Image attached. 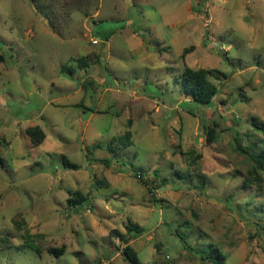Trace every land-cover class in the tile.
Wrapping results in <instances>:
<instances>
[{
	"label": "rangeland",
	"instance_id": "374dc122",
	"mask_svg": "<svg viewBox=\"0 0 264 264\" xmlns=\"http://www.w3.org/2000/svg\"><path fill=\"white\" fill-rule=\"evenodd\" d=\"M0 54V264H131L113 231L140 264H264L235 140L264 147V0H0ZM185 66L217 72L209 105Z\"/></svg>",
	"mask_w": 264,
	"mask_h": 264
},
{
	"label": "trees",
	"instance_id": "16d2710c",
	"mask_svg": "<svg viewBox=\"0 0 264 264\" xmlns=\"http://www.w3.org/2000/svg\"><path fill=\"white\" fill-rule=\"evenodd\" d=\"M187 51L188 49L184 50L183 57H185ZM5 60V55L0 54V65L3 64ZM80 61L82 62L83 60L80 59ZM215 73L217 72L213 69H192L185 66L183 71L179 75V80H177V83L180 84L182 92L184 93V95L190 98V101H193L198 106L209 105L213 101V99L219 94V88L216 86V84L211 81V77H213ZM129 125L131 127V121ZM214 125L215 127H217L218 124L214 123ZM253 128L257 132H260L262 135H264V123H257L255 120L253 122ZM205 131L207 142H212L213 138L217 136L216 129L212 127H206ZM26 132L35 145L42 144L46 138L43 128L39 126L29 127L27 128ZM132 136V131L128 130L123 136L113 138L111 145H113L114 142H120V145L125 149L132 145ZM235 140L236 150L241 155H244V157L247 158L250 163L246 178L243 180L242 188L244 190H248L253 188L254 186L261 187L264 182V147L261 146V148L259 147V145L258 148L251 146L243 147L239 133H237ZM3 163V160L0 159L1 166L3 165ZM63 163L68 168L78 169L77 164H72L70 162H67L66 160H64ZM140 172H143L142 169H139L138 173ZM143 184L146 186L149 185L145 181H143ZM148 190L152 195H155L154 188H148ZM154 201L157 202L156 199H154ZM88 204L89 198L87 196H84L80 192H74L72 196L68 199V205L76 211L79 210L80 207H84ZM127 229L130 233L134 232L136 234H140L145 231L144 228L140 227L139 225L127 226ZM111 234H116L117 237L125 243V248L123 249V256L125 261L131 264H140L136 252L131 246H128L125 236H123L117 231H113ZM4 243H6V241H4ZM7 248H10V246H4L3 250ZM31 249L35 250L36 248L31 246ZM212 256L213 257L210 259L213 264H223L222 260L220 259V254L218 255L214 253L212 254Z\"/></svg>",
	"mask_w": 264,
	"mask_h": 264
},
{
	"label": "built area",
	"instance_id": "2783aa9c",
	"mask_svg": "<svg viewBox=\"0 0 264 264\" xmlns=\"http://www.w3.org/2000/svg\"><path fill=\"white\" fill-rule=\"evenodd\" d=\"M95 43H96V41H95Z\"/></svg>",
	"mask_w": 264,
	"mask_h": 264
}]
</instances>
